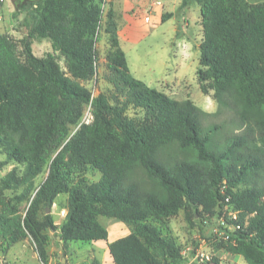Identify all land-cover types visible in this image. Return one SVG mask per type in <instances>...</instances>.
Wrapping results in <instances>:
<instances>
[{"label": "trees", "instance_id": "obj_1", "mask_svg": "<svg viewBox=\"0 0 264 264\" xmlns=\"http://www.w3.org/2000/svg\"><path fill=\"white\" fill-rule=\"evenodd\" d=\"M197 1L204 35L197 74L217 102L214 112L135 77L113 21L107 80L123 100L93 95L85 82L97 73L102 0H13L29 10L30 32L19 40L21 55L0 33V153L3 164H24L21 174L14 167L0 177L3 251L30 238L45 264L46 230L63 246L107 241L98 219L105 215L134 227L108 245L114 264H182L180 244L157 224L183 211L195 227L227 206L241 219L225 212L220 231L248 264H264V3L245 9L237 0ZM36 37L50 38L58 54L36 56ZM130 105L145 112L139 124L125 115ZM87 106L89 123L82 122ZM87 166L100 178L74 181ZM18 188L12 197L4 193ZM61 193L67 213L57 223L47 209ZM11 201H26L25 214Z\"/></svg>", "mask_w": 264, "mask_h": 264}, {"label": "rangeland", "instance_id": "obj_2", "mask_svg": "<svg viewBox=\"0 0 264 264\" xmlns=\"http://www.w3.org/2000/svg\"><path fill=\"white\" fill-rule=\"evenodd\" d=\"M242 7L248 9L253 4L264 3V0H237ZM102 17L95 40L97 73L89 82L93 95L106 94L112 102L123 100L107 80L111 74L108 67V56L116 49L111 40L108 26L111 21L117 26L119 48L127 57L132 74L148 83L149 86L165 92L177 100L191 99L200 108L214 112L217 102L212 93L202 91L197 71L200 67V44L203 40L200 3L197 0H102ZM29 10H18L13 0H0V33L13 38L16 51L22 53L20 39L28 36L29 25H26ZM28 22V21H27ZM29 24V23H28ZM33 53L38 57L48 53H56L52 40L46 38L32 39ZM62 69L67 72L63 57H59ZM205 82H209L208 80ZM90 106L85 108L82 122L92 121ZM125 115L140 123L145 118L143 109L130 105ZM6 159L0 153V177L5 176L14 167L18 174L24 169V164L11 161L3 164ZM100 171L87 166L74 173V181L85 180L90 184L100 178ZM22 188L5 190L7 197L20 193ZM68 194L61 193L55 199L49 212L58 223L63 219ZM13 204L15 201H11ZM19 214L24 215L28 205L26 201L15 203ZM3 207L0 206V213ZM220 212V211H218ZM212 220L197 221L195 227L186 222L183 211L170 218L166 223L157 225L164 235L175 239L181 246L182 264H248L237 255L233 248L234 241L220 231L225 212L229 218L241 219L239 213L225 206ZM45 214L44 208L40 216ZM99 222L108 230L107 241L114 240L117 235H124L128 230L122 221L116 217L99 216ZM117 224L112 225V221ZM231 229V228H230ZM49 235L47 244V261L45 264H89L98 259L103 264H114L106 261L102 252L95 250L96 241H72L69 245L59 248L56 232L46 230ZM0 238V264H44L30 238L19 240L8 251H3L4 245ZM107 241H98L104 243ZM6 244V242H5ZM63 258L66 259L62 263Z\"/></svg>", "mask_w": 264, "mask_h": 264}, {"label": "crops", "instance_id": "obj_3", "mask_svg": "<svg viewBox=\"0 0 264 264\" xmlns=\"http://www.w3.org/2000/svg\"><path fill=\"white\" fill-rule=\"evenodd\" d=\"M66 206H67V203L65 204V208L63 207V209H64V214H63V218H64V216L66 215V213H67V208H66ZM63 220V219H62ZM113 223H112V225L111 226H113L114 224H117L116 222H114V220H111ZM62 222V221H61ZM61 222H58V223H61ZM123 225H125V227H126V230H128L123 236H126V235H129L130 233H132L133 232V225H131V224H129V223H127V222H124V224ZM58 236L59 235H56V239L59 241V248L61 249V245L63 246V241H62V239H58ZM122 235H117V237L114 239V240H116L117 238H119V237H123ZM114 240H112V241H107V242H104V243H98V241H96V247H95V250H97V252L98 251H100V252H102L103 253V255H104V259L106 260V261H111V259H112V257H111V255H110V252H109V247H108V245L111 243V242H113ZM67 246L69 245V242L66 244ZM70 246V245H69ZM113 261V260H112ZM102 262H105V261H100V263L101 264H103Z\"/></svg>", "mask_w": 264, "mask_h": 264}, {"label": "water", "instance_id": "obj_4", "mask_svg": "<svg viewBox=\"0 0 264 264\" xmlns=\"http://www.w3.org/2000/svg\"><path fill=\"white\" fill-rule=\"evenodd\" d=\"M49 210H50V208H48V209H47V212H49ZM58 239H61V236H58ZM61 248H63V246H62V245H61ZM65 261H66V259H65V258H63V261H62V263H63V262H65ZM63 264H64V263H63Z\"/></svg>", "mask_w": 264, "mask_h": 264}, {"label": "built area", "instance_id": "obj_5", "mask_svg": "<svg viewBox=\"0 0 264 264\" xmlns=\"http://www.w3.org/2000/svg\"><path fill=\"white\" fill-rule=\"evenodd\" d=\"M223 224H224V222H223Z\"/></svg>", "mask_w": 264, "mask_h": 264}]
</instances>
